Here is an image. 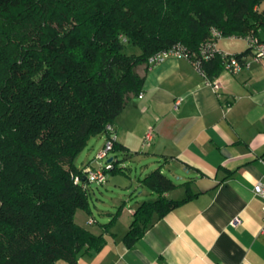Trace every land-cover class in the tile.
Wrapping results in <instances>:
<instances>
[{
	"label": "trees",
	"instance_id": "1",
	"mask_svg": "<svg viewBox=\"0 0 264 264\" xmlns=\"http://www.w3.org/2000/svg\"><path fill=\"white\" fill-rule=\"evenodd\" d=\"M212 28L262 40L264 0H0V264H74L102 247L118 210L102 233L75 222L91 194L77 156L141 92L154 53L179 43L215 79L225 59L198 55ZM140 182L154 197L127 245L187 199L164 196L176 184L159 169Z\"/></svg>",
	"mask_w": 264,
	"mask_h": 264
},
{
	"label": "crops",
	"instance_id": "2",
	"mask_svg": "<svg viewBox=\"0 0 264 264\" xmlns=\"http://www.w3.org/2000/svg\"><path fill=\"white\" fill-rule=\"evenodd\" d=\"M258 36L264 40V34ZM231 38L215 40L218 51H246L243 38ZM215 81L217 90L184 56H168L146 69L142 95L130 96L111 124L116 144L124 149L118 150L120 156H110L119 169L110 170L103 185L117 178L114 172L125 175L128 185L114 197L113 204L119 206L115 216L116 211L100 209L99 222L91 209L76 210L75 222L96 234L115 219L103 232L102 247L74 264H264V199L252 191L264 179V71L252 61L238 72L222 69ZM148 133L150 138L145 137ZM104 136H95L99 143L85 151L80 169L103 145ZM123 158L140 165L134 178L127 175ZM154 169L178 179H172L176 186L165 197L187 199L127 245L122 237L134 209L154 197L140 179ZM132 188L136 196L124 199Z\"/></svg>",
	"mask_w": 264,
	"mask_h": 264
},
{
	"label": "built area",
	"instance_id": "3",
	"mask_svg": "<svg viewBox=\"0 0 264 264\" xmlns=\"http://www.w3.org/2000/svg\"><path fill=\"white\" fill-rule=\"evenodd\" d=\"M211 40L206 41L199 50V54L203 59H209L212 57L215 51H218L216 48V41L218 38L222 37L220 32L216 28H212L210 31ZM228 37H240L246 41L249 52L247 55H242L240 58L235 57L233 54L224 53L222 51L220 54L225 59L226 63L223 66L224 69L230 72H238L243 66H247L250 62H258L262 66V71H264V41L259 40L256 36L248 34L245 36H237L230 35ZM183 48L179 43L172 45L170 48L158 51L153 54V56H149L148 63L152 66L164 58L168 56H185ZM196 68L199 69V61H192ZM203 74L202 70L199 69ZM204 75V74H203ZM205 77V76H204ZM206 79V78H205ZM206 81L212 86L214 90H217L219 87V83L213 80L206 79ZM142 94L139 93L138 97ZM179 102V98L176 99L175 104ZM105 140L103 145L96 151L93 158L87 164H84L81 169L82 173L85 175V179L87 184L95 183L97 185L104 184L107 180L106 176L108 172L113 168V157L112 160L108 161L109 153L113 150V143L115 142L116 134L114 132L113 126L111 123H105L104 133ZM150 133H148L145 137L150 138ZM106 160V161H104ZM75 181H79L78 176L73 178ZM252 191L255 195L260 196V198L264 199V179H259L255 184H253ZM262 222L261 229L264 231V204H262ZM91 222V220H90Z\"/></svg>",
	"mask_w": 264,
	"mask_h": 264
},
{
	"label": "rangeland",
	"instance_id": "4",
	"mask_svg": "<svg viewBox=\"0 0 264 264\" xmlns=\"http://www.w3.org/2000/svg\"><path fill=\"white\" fill-rule=\"evenodd\" d=\"M232 39H234V38H230V37L226 36L225 38H222V37L218 38L217 41L221 40V41L228 42L230 40L232 41ZM136 50L139 52V49L137 47H136ZM99 137L90 138L91 139V141L89 143L90 148L93 145L94 146L98 145L99 140H100ZM85 151L86 150L81 151V153L77 156V158H76L77 165L82 160V157H83ZM117 154L119 156L121 155L120 151H118V150L116 151L115 150V151L110 152L108 156L110 157L111 155H117ZM104 161H106V160H104ZM122 161L126 162L124 166L127 167V169H126L127 175L130 174L131 177L134 178L133 176L140 172V165L133 158L132 159L123 158ZM114 173L112 175H117L116 176L117 178H113V179L110 178V180L105 185H103V184L97 185L95 183H92V184L89 185L90 192L93 190V191H95L96 194L95 195H93V193L90 194L89 204L88 205H90V209H91V212L94 215V218H96L99 222H102V218H101V214L102 213L99 210L100 209H108V210H110V211H112L114 213L117 210V206H118L117 203L113 204L114 197L117 196V195L121 196L120 193L123 192L122 191L123 189H125V185H128V182H126V180H128V179H126L125 175H123L120 172H114ZM172 179L174 181L178 180V179H176V177H172ZM135 191L136 190H133V188H132L131 192L129 194V190H128V193L126 192L127 194H126V197H124V199H128V196H130L131 193H133V195L136 196V194H134ZM134 196L130 200H132L134 198ZM122 198H123V196H122ZM151 198H153V197H151ZM112 205H114V206H112Z\"/></svg>",
	"mask_w": 264,
	"mask_h": 264
},
{
	"label": "water",
	"instance_id": "5",
	"mask_svg": "<svg viewBox=\"0 0 264 264\" xmlns=\"http://www.w3.org/2000/svg\"><path fill=\"white\" fill-rule=\"evenodd\" d=\"M110 160H112V157H109V158H108V161H110Z\"/></svg>",
	"mask_w": 264,
	"mask_h": 264
}]
</instances>
